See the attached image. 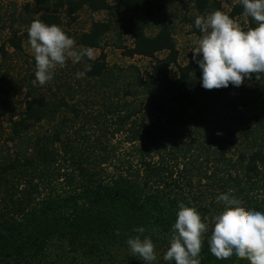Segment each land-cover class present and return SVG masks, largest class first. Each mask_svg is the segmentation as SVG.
<instances>
[{"label": "trees", "instance_id": "1", "mask_svg": "<svg viewBox=\"0 0 264 264\" xmlns=\"http://www.w3.org/2000/svg\"><path fill=\"white\" fill-rule=\"evenodd\" d=\"M191 2L195 17L184 21L200 36L196 16L222 11L221 3ZM84 10L107 17L85 32L65 29L63 19ZM166 10L159 0H30L0 13V264H144L126 245L136 235L151 238L153 264H168L180 203L210 221L223 210L216 197L231 190L246 210L264 212V79L204 89L192 54L178 63L172 23L147 34ZM242 11L237 0L228 15L243 30L255 27ZM32 16L98 55L68 59L51 82H34L21 32ZM109 46L148 60V69L109 66ZM86 64L91 71L77 79ZM210 234L211 224L201 264H248L216 259Z\"/></svg>", "mask_w": 264, "mask_h": 264}, {"label": "clouds", "instance_id": "2", "mask_svg": "<svg viewBox=\"0 0 264 264\" xmlns=\"http://www.w3.org/2000/svg\"><path fill=\"white\" fill-rule=\"evenodd\" d=\"M241 15L255 22V27L243 30L229 15L220 10L204 16H196L194 26L202 33L191 50L192 59L201 71L200 84L204 89L239 87L245 79H264V0H239ZM28 44L35 61V81L40 85L54 78V70L63 68L68 59L73 64L85 58L92 59L93 51L88 47H77L73 38L56 25L40 20L30 23ZM91 65L75 74L77 79L86 76ZM217 203L223 210L202 220L198 210L178 205L174 223L171 225L169 247L163 254L168 264H201L200 253L203 235L209 230L207 240L209 252L218 260L232 258L247 260L248 264H264V212L245 209L242 201L231 194L221 193ZM134 232L143 234L144 228ZM119 235V231H116ZM131 255L144 264L157 261L155 246L150 237L140 235L126 240Z\"/></svg>", "mask_w": 264, "mask_h": 264}, {"label": "rangeland", "instance_id": "3", "mask_svg": "<svg viewBox=\"0 0 264 264\" xmlns=\"http://www.w3.org/2000/svg\"><path fill=\"white\" fill-rule=\"evenodd\" d=\"M30 0H0V13L4 14L5 11L12 12L16 10L17 13L20 10L21 6ZM110 3H114L115 0H109ZM164 7H166V12L164 15L156 17L151 25H149L147 29V34L152 35L156 32L158 26L163 22H170L174 27V39L176 41V46L179 51L178 63L180 65H185L187 63L188 56L192 54V49L196 46L197 41L201 38L200 36L191 34V26L186 24L184 21L185 18L195 17V9H193V3L191 0H159ZM221 3L222 12L225 14H229L231 5L235 3L237 0H218ZM106 14L96 13L90 14L88 11H82L78 19L75 22L70 21L67 18L63 19V26L65 29L69 30L71 33H81L85 32L89 29L90 23L92 21H103L106 19ZM25 24L21 28V32H25L28 30V27L32 21L36 19L35 16L25 17ZM241 27L242 20H235ZM123 45L129 46L131 44V40L128 37L122 39ZM108 42L112 45V42H115V38L112 36L108 37ZM25 48L29 55H33L30 45L28 44V40L25 42ZM107 55V63L109 66H118V67H126L129 65H133L138 68L141 73H145V71L149 67V61L143 58H133L127 59L121 55V52L112 46L106 48ZM98 55L97 51H93V58ZM164 57V54H160L159 58ZM172 76H174V71H172Z\"/></svg>", "mask_w": 264, "mask_h": 264}]
</instances>
